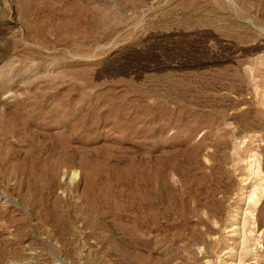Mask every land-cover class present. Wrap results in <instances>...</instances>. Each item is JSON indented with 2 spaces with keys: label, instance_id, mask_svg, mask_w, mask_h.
I'll use <instances>...</instances> for the list:
<instances>
[{
  "label": "rangeland",
  "instance_id": "rangeland-1",
  "mask_svg": "<svg viewBox=\"0 0 264 264\" xmlns=\"http://www.w3.org/2000/svg\"><path fill=\"white\" fill-rule=\"evenodd\" d=\"M0 264H264V0H0Z\"/></svg>",
  "mask_w": 264,
  "mask_h": 264
}]
</instances>
